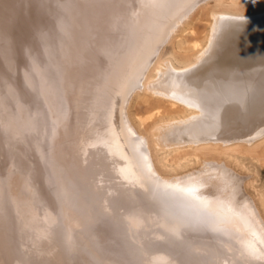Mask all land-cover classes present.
<instances>
[{"label": "bare ground", "instance_id": "6f19581e", "mask_svg": "<svg viewBox=\"0 0 264 264\" xmlns=\"http://www.w3.org/2000/svg\"><path fill=\"white\" fill-rule=\"evenodd\" d=\"M81 1L87 13L79 22L86 33L80 27L73 34L79 50L60 46L57 67L41 69L44 84L55 83L59 121L88 127L91 145L82 151L89 163L77 175L87 178L88 193L99 194L87 204L99 215L88 216L83 202L74 200V207L81 205L82 210L75 221L83 218L88 225L84 236L71 235L74 244L70 236L61 239L70 249V264H169L175 253L189 255L197 264H264L260 209L264 199L259 205L244 193L245 178L215 158L203 160L184 175L165 178L154 159L157 149L213 153L251 147L264 139V12L214 16L205 47L191 65L177 69L169 62L158 64L159 53L178 26L207 0H197L179 17L173 10L186 0H169L168 8L147 19L120 14L95 41L85 37L91 32L88 23L96 12L95 23L101 21L116 1L100 0L101 6ZM19 4L23 14L16 9ZM36 9L32 0H0V54L7 52L13 68L9 75L0 68V88L7 85V78L21 87L16 69L23 60L20 49L32 41L29 33L20 35L16 25L23 21L32 29L41 27L44 22ZM142 91L180 104L187 113L161 122L145 136L132 126L128 113L131 99ZM81 92L85 100L76 99ZM61 130L62 138L65 130ZM59 145L60 140L58 145L49 143L50 154L43 158L45 181L57 204L61 201L53 192L49 172ZM39 147L44 152L41 142ZM71 186L83 190L77 183ZM59 222L62 235H67L65 223ZM143 229H149L152 244L146 245L156 247L153 254L140 244ZM105 244L113 247L110 253Z\"/></svg>", "mask_w": 264, "mask_h": 264}, {"label": "rangeland", "instance_id": "374dc122", "mask_svg": "<svg viewBox=\"0 0 264 264\" xmlns=\"http://www.w3.org/2000/svg\"><path fill=\"white\" fill-rule=\"evenodd\" d=\"M89 1L91 4L101 6L99 5L100 0ZM115 1L116 5L110 6L115 8L100 16L101 21L95 23L97 12L93 15V20L88 23L90 25L88 29L91 32L85 37L88 36L93 39L91 41H95L104 27L116 20L120 14L145 19L157 16L162 9L168 8L166 4L169 2V0ZM196 1L183 2L181 7L173 10L174 17H179ZM32 2L41 15V24H43L42 21L44 24L38 29H32L23 21L16 25L18 33L20 35L29 33L32 41L31 46H24L20 49L23 60H20L16 69L19 72L17 75L21 87L16 86L13 80L7 78L5 80L7 85L0 88V264H26V259L31 261V264H70L68 254L70 249L68 251L65 249L68 245H65L62 240L66 238L64 236L68 238L70 236V241L74 242L76 238L71 235L84 236L85 226L88 225L83 218V220L75 221L79 219L82 210L79 207L81 205L74 207V200L83 202L80 204H84L83 206L87 208L88 216L93 212L99 215L98 209L93 210L87 205L93 195L98 196L99 194L88 193V188L85 186L87 178L77 175L81 169L85 170L89 163L88 154L82 151V149L88 151L87 147L91 145L86 136L88 127L78 125L79 129H77L72 120L67 125L59 121L60 114L54 92L55 83L45 85L41 69L48 66L49 69L57 67L60 46L68 49L69 46H73L79 50L73 34L80 27L82 34L86 33L85 27L79 21L87 12L81 0H40V6L36 0ZM85 4L87 6L86 1ZM19 8L21 9L19 12L23 14L24 11L20 4L16 6L17 10ZM260 12H264V0L204 1L178 26L160 51L157 63L169 62L177 69L187 67L194 62L198 52L205 47L214 16L248 17ZM173 21L169 22L170 26ZM44 25H47L48 30L43 29ZM81 39L84 37L82 36ZM60 51L62 53L65 50ZM2 53L0 54V68L5 75L13 68L6 56L7 52ZM78 73L79 70L76 71V74ZM150 75L151 78H155L154 72ZM81 95L82 92L76 99L85 100ZM161 98L142 91L135 94L129 103L128 113L131 124L145 136H148L153 127L161 122L182 117L187 113L182 105H171L170 100ZM77 123L81 124L78 120ZM60 130L62 132L65 130L62 138L58 137ZM59 140L57 156L52 163V171L49 172L53 192L61 201L57 204L55 201L57 199L53 197L45 181L43 164L46 163H43V158L50 154L48 144L57 142L58 145ZM40 142L41 149L45 147L44 152L41 153ZM209 158L226 162L239 177L245 178L243 183L247 184L242 183L244 193L249 197L254 196L261 205V200L264 199V139L251 147L240 145L228 150H216L213 153L206 149L176 151L157 149L154 152L156 166L165 178L184 175L198 168L203 160ZM58 161L60 162L59 167L57 166ZM83 164H85L84 168H82ZM119 172L127 175L125 171ZM73 182L79 184L84 191L71 186ZM58 185L62 187V191L57 187ZM260 209L264 211V208L260 207ZM59 219L65 223L67 235H62ZM139 234V238L143 240L140 242L142 247H146V251L153 254L156 247L146 245L152 244L149 240V229H143ZM33 239L36 241L33 242ZM105 246H107L106 252L110 253L113 247L108 244ZM39 247L45 253H42ZM174 256L176 257L173 260H168L169 264H197L198 262L192 257L189 258V255L186 258L175 253Z\"/></svg>", "mask_w": 264, "mask_h": 264}]
</instances>
